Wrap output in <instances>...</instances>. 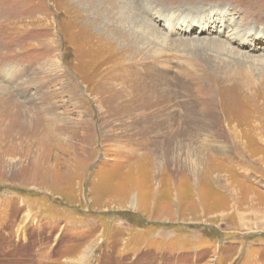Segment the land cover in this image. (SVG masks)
Masks as SVG:
<instances>
[{
    "label": "rangeland",
    "instance_id": "obj_1",
    "mask_svg": "<svg viewBox=\"0 0 264 264\" xmlns=\"http://www.w3.org/2000/svg\"><path fill=\"white\" fill-rule=\"evenodd\" d=\"M133 58L193 75L219 120L191 133L189 159L167 153L165 127L132 126L139 93L151 122L177 115L154 117L152 75L126 91ZM0 127V264H264V0H0Z\"/></svg>",
    "mask_w": 264,
    "mask_h": 264
},
{
    "label": "bare ground",
    "instance_id": "obj_2",
    "mask_svg": "<svg viewBox=\"0 0 264 264\" xmlns=\"http://www.w3.org/2000/svg\"><path fill=\"white\" fill-rule=\"evenodd\" d=\"M98 1V0H97ZM119 3V2H118ZM151 5V4H150ZM112 9V8H111ZM125 9V8H124ZM151 9V8H150ZM108 10H110L109 8L107 9V13L109 12ZM153 10V9H151ZM155 11V10H154ZM116 12V11H115ZM152 12V11H151ZM148 13V12H147ZM146 13V14H147ZM157 13V12H156ZM112 14V12L110 13ZM116 14V13H115ZM114 16V15H113ZM150 16V15H149ZM134 18V16H132ZM152 17H153V14H152ZM111 18V17H110ZM132 18V19H133ZM136 18V17H135ZM157 18V17H156ZM135 20V19H134ZM181 20V19H180ZM111 21H112V25L114 27L113 29V34L115 35V37H117V34H121V35H124L123 32L121 30H117L116 26H115V21H116V18L114 20V18L112 19L111 18ZM139 21V20H138ZM148 21V20H147ZM151 22V21H150ZM117 23V22H116ZM119 23V22H118ZM149 23V22H148ZM199 23V24H198ZM123 24V23H122ZM126 24V23H125ZM134 24V23H133ZM144 24V23H143ZM181 25H183L184 27H186V31L187 32H190V34L196 32V29H198L197 27H200L199 29H204L206 30V18L204 19H201L199 21L197 20H191L190 21V18L188 20H186V23L185 22H180ZM140 25V24H139ZM138 25V26H139ZM196 25H198L197 27H195ZM119 26V25H118ZM136 26V25H135ZM143 26V25H142ZM141 26V28H142ZM151 26V25H149ZM112 27V26H111ZM140 27V26H139ZM144 27V26H143ZM152 27V26H151ZM156 27V26H155ZM167 29H169V31L171 32V34L176 35V34H180L181 31H177L173 26L172 24L171 25H166L165 26ZM208 27V26H207ZM121 28V27H120ZM154 28V27H153ZM129 29V28H128ZM127 29V30H128ZM152 29V28H151ZM133 30V29H132ZM137 30V29H135ZM144 30V29H143ZM146 30V29H145ZM148 30V29H147ZM138 31V30H137ZM148 32V31H147ZM151 32V31H150ZM202 32V31H201ZM132 33V32H131ZM140 33V36L142 34V32H139ZM146 34V32H143ZM155 33V32H154ZM152 33V34H154ZM112 34V35H113ZM126 35V34H125ZM148 35V34H147ZM111 36V35H110ZM168 36V35H167ZM112 37V36H111ZM110 37V38H111ZM143 37V36H141ZM145 37V36H144ZM244 37V35H240L238 34L237 37L235 36L234 39H231V41L237 43L238 45H243V43H240L238 40H241L240 38ZM109 38V39H110ZM114 38V37H113ZM140 38V37H139ZM133 39V38H132ZM141 39V38H140ZM151 39V38H150ZM149 38L146 40H150ZM117 40V38H116ZM112 41V44H111V47H113L114 45H116L115 43L118 42V40L116 41ZM120 40V39H119ZM169 40V39H168ZM202 39H199V38H195V39H192V40H185L184 43L185 44H192V43H200ZM130 41V40H129ZM111 42V41H110ZM134 42V45L135 44H138L139 42H136L135 40L133 41ZM150 42L152 43V41H149V44ZM155 42V41H154ZM143 44V43H142ZM161 44V43H160ZM216 44V42H215ZM152 45V44H151ZM183 45V44H182ZM199 45V44H197ZM196 44L195 45H192V46H197ZM162 46V45H161ZM136 47V46H135ZM147 47V46H146ZM166 47V46H164ZM199 48L203 47V45L201 44V46H198ZM194 48V47H193ZM192 48V49H193ZM196 49V47L194 48ZM226 49V48H224ZM223 49V50H224ZM140 54H139V57H141L140 55H144L146 53H142L141 51H144L143 50H139ZM161 51H162V48H161ZM166 51V50H165ZM164 51V52H165ZM163 52V51H162ZM138 53V52H137ZM160 53V52H159ZM168 54L166 55V53L163 55L160 54L158 55L160 58V60H162L163 58L167 59L165 60V62H168L170 60V63H172V59H169L168 58ZM129 57V56H128ZM136 58V57H135ZM154 58V56H153ZM139 59V58H138ZM152 59V58H151ZM130 60V57L128 58L127 62ZM134 58L132 59L131 62H129V64H127V68H129V70L127 69L126 72L124 73H120L119 75V79H123V83L124 84H127L126 86L130 87V89H126V91H140L143 87L142 84H146V81H149L150 79L147 78L148 76H146V74H149L152 75L151 79H156L158 81H151L152 83L154 82H158L155 86H154V89H157V93H158V97L155 96V98L158 100L157 102V105H158V110L155 114L154 117H157L159 115V111L162 110V112H165V110H169L171 113L174 111H177V115L180 113H178V111H183V116H184V119L186 120H179L178 119V116H174L171 118L170 121H166L164 117H160V119H162L161 122H157V123H153V121L151 122V120L149 119L150 116H152L154 114V111L151 109V112L149 111L150 108L152 107V104L150 101H148V98L150 99V97H154L152 94H148V95H145L147 96L146 98V101L144 103V105L142 107H139L140 105H135L138 100H142L144 99V94L145 93H139L141 96H143L142 99L138 98L137 96H133L132 99L130 100V102L128 103H124V104H127L126 107L123 106L124 109H126V113L129 114H132L135 116L134 120H133V123L135 124H132V126H134L135 128H140V131H142V134L143 136L145 135H148L149 133H152V132H158L160 130H162V128L164 129H168L169 133L171 132V135L168 136V140L165 142L166 143V146H167V153L170 151V153L172 152V150L170 149L171 146L173 147V145H177V148H181L180 151H177V159L179 158H190L192 155L190 154L191 152L189 151V148L191 147L192 144L189 143L190 141V136H191V133L194 134L195 133V136H196V139L197 138H201L203 133H206V132H211L213 129H215L219 123V120L216 119V118H213L212 120H210V111H209V114L206 112V108L204 106L203 110H198V107L200 106H203L205 105L206 103H204V99L202 100L203 97H201V99L199 98L201 95H198L195 91L196 89H193L191 86L192 85V80L194 78V76L191 74H183V73H175L174 75L171 74V70L169 71L168 68H166V65L164 63V60L163 61H160L159 59V63L163 62L164 64H151V65H148L145 66V68H139V67H136L137 65L134 64ZM144 65V64H143ZM162 65V66H161ZM169 65V64H168ZM190 65V64H189ZM142 67V66H141ZM139 68V70L137 69ZM119 69V68H118ZM141 69V70H140ZM144 73L143 76H141V73ZM182 74V75H181ZM117 75V74H116ZM66 78V77H65ZM115 78V77H114ZM116 79V78H115ZM149 79V80H148ZM68 80V79H67ZM69 81V80H68ZM173 81H176L178 86L179 87V92L174 96V86L173 84ZM150 82V81H149ZM150 82V83H151ZM121 83V82H120ZM199 83V82H198ZM149 84V83H148ZM114 85V84H113ZM116 86V85H115ZM145 86V85H144ZM151 86V85H150ZM149 86V87H150ZM110 87V86H109ZM125 87V86H124ZM114 88V87H113ZM147 88V86H146ZM153 88V86H152ZM151 88V89H152ZM21 89V88H20ZM110 89V88H109ZM125 89V88H124ZM150 89V90H151ZM114 90V89H113ZM112 90V91H113ZM198 90V89H197ZM77 91V90H76ZM154 91V90H153ZM199 91V90H198ZM66 92V94H70V95H73L74 98H77L78 95L76 94L73 86L71 85H68V82L66 83L65 85V89H64V93ZM116 92V91H115ZM149 92V91H148ZM155 92V91H154ZM63 93V92H62ZM130 93V92H129ZM123 94V93H122ZM121 94V95H122ZM125 94V93H124ZM204 94V93H203ZM116 95V94H115ZM130 95V94H129ZM128 95V96H129ZM126 96V95H125ZM140 96V97H141ZM108 97V96H107ZM121 97V96H120ZM177 97H180L182 98V102H180V105H176L177 102ZM197 97V100L198 102H194V99ZM114 99V98H113ZM111 99V104L113 103V105L115 104L114 103V100ZM125 99V98H124ZM179 99V98H178ZM153 100V98L151 99ZM195 100V101H197ZM78 101V99H77ZM126 102L128 100H125ZM203 101V102H201ZM121 102V101H120ZM144 102V101H143ZM153 102V101H152ZM156 101L154 100V103ZM175 102V103H174ZM130 103H132L131 105H129ZM118 104V103H117ZM120 105V104H119ZM103 106V105H102ZM107 106H110L109 104ZM207 106V109L209 108L208 107V104L206 105ZM210 106V105H209ZM105 108V107H104ZM101 109V108H100ZM112 109V108H111ZM115 109V108H114ZM154 109V108H153ZM172 109V110H171ZM210 109V108H209ZM208 109V110H209ZM107 110V109H106ZM110 110V109H109ZM122 110V109H121ZM149 111V112H148ZM138 112H143L142 113V117L137 114ZM150 113L149 115L146 113ZM173 112V113H174ZM122 112H120L121 114ZM136 113V114H135ZM167 113V112H166ZM170 113V114H171ZM212 113V111H211ZM176 114V113H175ZM174 114V115H175ZM12 116V113H9L8 116ZM123 115V114H122ZM211 115V114H210ZM160 116H162V114H160ZM165 116V115H164ZM137 117V118H136ZM138 117H140L138 119ZM153 117V118H154ZM153 120V119H152ZM152 123V124H151ZM37 123L35 122H30L28 123L25 127H20L19 130L20 131H25V133H28V132H34V130L36 129ZM39 124V123H38ZM151 124V125H150ZM20 125L22 126V123H20ZM3 127V125H2ZM0 127V128H2ZM212 129V130H211ZM4 131L10 133V127L8 126V122L5 120V128L2 130V133H5ZM162 132V131H161ZM174 132V135L172 134ZM150 135V134H149ZM193 137V136H192ZM222 138V137H221ZM195 139V138H194ZM195 139V140H196ZM224 140V139H223ZM212 141V140H211ZM193 142V141H192ZM196 143V142H195ZM184 147V148H183ZM186 147V148H185ZM225 147V145H224ZM227 147V146H226ZM221 148V147H220ZM222 149V148H221ZM169 150V151H168ZM195 153V152H194ZM193 153V154H194ZM195 156L194 157H197L196 155H198L199 157H201V151L198 150V153H195L194 154ZM176 156V155H175ZM226 188H231L232 190L231 191H235L234 188L232 187V185H227ZM225 215H222L221 217H223ZM264 216V214H263ZM85 258V257H84Z\"/></svg>",
    "mask_w": 264,
    "mask_h": 264
},
{
    "label": "crops",
    "instance_id": "obj_3",
    "mask_svg": "<svg viewBox=\"0 0 264 264\" xmlns=\"http://www.w3.org/2000/svg\"><path fill=\"white\" fill-rule=\"evenodd\" d=\"M261 211H262V212H264V208H263V209H261Z\"/></svg>",
    "mask_w": 264,
    "mask_h": 264
}]
</instances>
